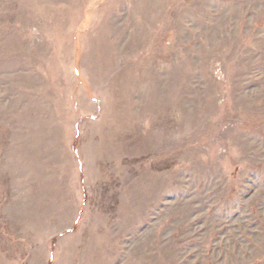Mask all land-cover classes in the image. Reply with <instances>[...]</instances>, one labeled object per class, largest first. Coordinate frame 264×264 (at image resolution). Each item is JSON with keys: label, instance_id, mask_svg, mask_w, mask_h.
Returning <instances> with one entry per match:
<instances>
[{"label": "rangeland", "instance_id": "374dc122", "mask_svg": "<svg viewBox=\"0 0 264 264\" xmlns=\"http://www.w3.org/2000/svg\"><path fill=\"white\" fill-rule=\"evenodd\" d=\"M0 264H264V0H0Z\"/></svg>", "mask_w": 264, "mask_h": 264}]
</instances>
